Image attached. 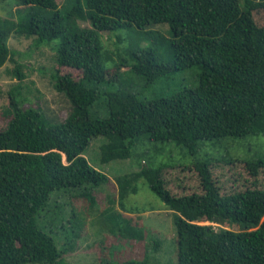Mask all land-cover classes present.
Returning a JSON list of instances; mask_svg holds the SVG:
<instances>
[{
	"label": "trees",
	"instance_id": "16d2710c",
	"mask_svg": "<svg viewBox=\"0 0 264 264\" xmlns=\"http://www.w3.org/2000/svg\"><path fill=\"white\" fill-rule=\"evenodd\" d=\"M13 1L14 10L0 16V67L11 61L12 74L25 77L8 43L12 35L32 37L36 46L58 39L55 62L80 75L51 73L55 89L76 105L63 120L26 105L18 83L6 91L2 113L8 120L0 128V264H70L64 256L76 248L84 217L73 207L70 217H60L63 207L51 198L62 192L70 203L86 201L88 212L97 207L93 189L109 177L85 156L95 137H101L100 163L131 156L138 163L143 155H133L132 148L143 138L173 142L195 155L207 141L264 134V19L255 16L264 11V0ZM0 2L9 7L7 0ZM157 23L167 25L168 33L144 30ZM134 27L140 29L138 38L149 40L146 47L105 46L102 32ZM189 67L197 69L193 85L150 98L142 94ZM111 69L115 78L108 75ZM99 105L106 116L95 114ZM244 159L254 175L264 166V154ZM210 160L192 162L200 192L171 193L162 177L164 163H145L115 176L121 208L103 211V228L126 241L145 239L143 223L125 215L131 210L124 206L142 178L172 212L173 234L166 239L174 257L165 264H264V188L221 193ZM53 228L68 235H60L57 243L49 232ZM152 240L154 252L162 241ZM149 251L146 246L140 257H109L102 264H152Z\"/></svg>",
	"mask_w": 264,
	"mask_h": 264
},
{
	"label": "rangeland",
	"instance_id": "374dc122",
	"mask_svg": "<svg viewBox=\"0 0 264 264\" xmlns=\"http://www.w3.org/2000/svg\"><path fill=\"white\" fill-rule=\"evenodd\" d=\"M61 3L63 0H57ZM8 5L0 2V16H8L14 10V1L7 0ZM258 20L264 19V11L255 14ZM168 26L157 23L144 28V30H160L167 34ZM140 29L127 28L118 29L113 33L102 32L105 46L110 50L126 49L129 44L136 48H144L149 44V40L138 38ZM120 35L121 40L117 38ZM13 51V57L22 64L25 77L19 80L12 74L14 63L7 61L0 67V128L4 127L8 117L3 115V109L7 106V93L13 85H20V92L26 105L40 106L46 116L52 120H63L69 117L70 112L76 109L73 99L58 91L54 87L51 73L59 70V73H70L74 77L80 75L78 69L58 66L55 62V50L58 39L44 42L43 45L36 46L32 37H21L12 35L8 40ZM54 47V48H53ZM116 70L111 69L108 75L115 78ZM197 73L195 67L176 71L170 80H158L151 88L142 94L145 97H152L153 93L168 94V92L180 85L188 86L194 84V76ZM94 112L100 117L106 116L107 112L100 105L94 107ZM144 140V141H143ZM101 137L93 138L85 149V156L89 163L97 169L105 172L109 180L97 189H93L97 197L98 205L93 212L84 209V201L81 198L71 200L68 195L58 191H53L52 203H60L63 211L60 214L70 217V208H75V212L84 217V227L81 236L77 240L76 248L65 254V260L70 264H102L103 259L112 257L118 261L132 257H140L148 246L150 251L154 248L153 237L162 241L159 249L154 252L149 251V261L152 264H165L174 257L173 247L167 242V237L171 238L174 225L172 222V212L167 209L163 202L151 191L144 179L136 181L137 191L129 193L124 199V206L131 210L125 211V215H131L134 221L143 223L146 231L145 239L141 242L126 241L115 236L104 227L102 218L104 210L113 206L120 209L118 199V187L115 176L139 169L145 165H157L164 163L162 177L166 187L173 194H187L200 192V181L198 172L192 162L196 159L210 157L209 168L215 183L221 193H231L244 190L245 188H264V166L258 169L257 174H252L244 161L246 157L264 154V134L252 135L244 139L227 138L220 142H204L200 152L191 155L182 145L173 142L151 143L146 139L139 145L132 148L133 155L142 154L143 157L137 163L134 157L126 159H114L109 162H99L98 144ZM44 211L48 216L50 212ZM67 220V219H65ZM100 222V224H99ZM65 224L67 222L65 221ZM51 230V231H50ZM49 232L59 241L61 235L65 237L66 230L59 231L58 228L50 229ZM60 232V233H59ZM114 245H120L117 249ZM21 264H38L26 262Z\"/></svg>",
	"mask_w": 264,
	"mask_h": 264
}]
</instances>
